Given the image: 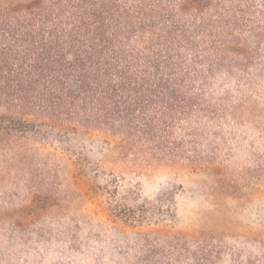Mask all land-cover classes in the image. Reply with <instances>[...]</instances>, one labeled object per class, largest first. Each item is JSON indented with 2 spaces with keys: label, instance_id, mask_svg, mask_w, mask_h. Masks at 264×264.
I'll return each mask as SVG.
<instances>
[{
  "label": "rangeland",
  "instance_id": "374dc122",
  "mask_svg": "<svg viewBox=\"0 0 264 264\" xmlns=\"http://www.w3.org/2000/svg\"><path fill=\"white\" fill-rule=\"evenodd\" d=\"M245 1L262 42L251 84L218 81L208 162L144 168L94 132L0 130V264H264V0Z\"/></svg>",
  "mask_w": 264,
  "mask_h": 264
},
{
  "label": "trees",
  "instance_id": "16d2710c",
  "mask_svg": "<svg viewBox=\"0 0 264 264\" xmlns=\"http://www.w3.org/2000/svg\"><path fill=\"white\" fill-rule=\"evenodd\" d=\"M262 35L245 0H0V130L94 132L140 167H196L218 81L251 84Z\"/></svg>",
  "mask_w": 264,
  "mask_h": 264
}]
</instances>
